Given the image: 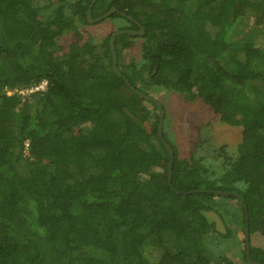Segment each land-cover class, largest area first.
Instances as JSON below:
<instances>
[{
  "label": "trees",
  "instance_id": "obj_1",
  "mask_svg": "<svg viewBox=\"0 0 264 264\" xmlns=\"http://www.w3.org/2000/svg\"><path fill=\"white\" fill-rule=\"evenodd\" d=\"M90 3L0 0V264H236L214 250L223 237L207 213L236 200L251 237L250 215L264 210V0L93 5L92 19L115 9L117 31H144L114 40L117 69L134 88L174 92L241 129L236 157L222 154L216 174L179 159L162 127L170 183L166 167L156 169L169 161L157 108L115 74L112 33L59 44L90 25ZM43 80L46 90L24 101L7 95ZM255 250L252 261L264 264Z\"/></svg>",
  "mask_w": 264,
  "mask_h": 264
},
{
  "label": "rangeland",
  "instance_id": "obj_2",
  "mask_svg": "<svg viewBox=\"0 0 264 264\" xmlns=\"http://www.w3.org/2000/svg\"><path fill=\"white\" fill-rule=\"evenodd\" d=\"M46 5V2H42ZM120 26L116 20L107 18L101 22L88 26L77 27L76 32H69L62 36L59 44L63 47L79 41H85L89 36L95 42L116 32ZM260 25L255 24V18H249V27L256 30ZM264 42V39L262 40ZM136 43L138 40L135 41ZM124 63L129 62L126 46L119 45ZM149 90L148 85L142 86ZM151 98L159 102L164 108V131L168 141L175 147L179 159L193 157L206 164L210 173L221 172L222 154L236 157L237 146L241 141V129L219 122L218 117L211 110L199 102H187L181 95L165 89L155 87L150 91ZM13 96L14 94H7ZM146 129H149L146 126ZM77 131V129H75ZM167 162L158 161L156 169L162 170ZM216 211L207 213V219L213 226V233L221 234L222 243L215 245L214 250L236 264H247L242 260V250L245 249L244 235L241 226V208L234 199L221 198L216 200ZM253 234L249 236L250 246L255 247L253 254L262 258L264 263V210L250 215ZM250 234V233H249ZM209 241V240H208ZM207 245V244H205ZM208 246V245H207ZM217 254V255H218ZM245 254V253H244Z\"/></svg>",
  "mask_w": 264,
  "mask_h": 264
},
{
  "label": "water",
  "instance_id": "obj_3",
  "mask_svg": "<svg viewBox=\"0 0 264 264\" xmlns=\"http://www.w3.org/2000/svg\"><path fill=\"white\" fill-rule=\"evenodd\" d=\"M95 2H96V0H91V3L89 5L88 11H87L86 18H87V22L89 24L101 22V21L107 19L108 17H110L116 11L115 9H111L110 11L103 14L102 16L95 18V19H92L91 18V10H92V7L95 4ZM123 16L126 17L128 20L133 21V19L129 16H125V15H123ZM143 32H144L143 29L140 28V31H138V32L132 31V30H118V31L112 33V35L110 36V40H109L111 57H112V65H113V70H114L115 74L117 75V77L121 78L124 81V83L126 84V86L129 88V90L131 92L138 95L141 99L147 100V101L153 103L157 108L158 120H159L158 126H157V135L159 138H161L162 144L169 154V161L167 162V166H166V175L168 178V182L170 183V178H171V173H172V165H173V152H172V149L169 146V144L164 139H162V127H163V121H164V111L162 109V106L155 99L151 98L150 96L145 95L144 93H142V92L138 91L136 88H134L129 83V81L121 75V73L117 69V59H116V51H115V45H114L115 37L118 35H121V34H128L130 36H143ZM213 193L216 196H220V197L233 196V197H236L241 202H243V198L241 196L235 194V193H228V192H213ZM243 210H244V215H245V223H244L245 260H246L247 264H260L258 262L252 261V259L250 257L249 223L247 222V216L248 215H247L246 206H243Z\"/></svg>",
  "mask_w": 264,
  "mask_h": 264
},
{
  "label": "built area",
  "instance_id": "obj_4",
  "mask_svg": "<svg viewBox=\"0 0 264 264\" xmlns=\"http://www.w3.org/2000/svg\"><path fill=\"white\" fill-rule=\"evenodd\" d=\"M46 88H47V82L43 80L39 84H33L27 88L14 89V90L8 91L7 94L9 92L10 94L16 93L20 97V99L24 101L27 97L31 96L32 94L45 91Z\"/></svg>",
  "mask_w": 264,
  "mask_h": 264
},
{
  "label": "clouds",
  "instance_id": "obj_5",
  "mask_svg": "<svg viewBox=\"0 0 264 264\" xmlns=\"http://www.w3.org/2000/svg\"><path fill=\"white\" fill-rule=\"evenodd\" d=\"M250 233V232H249ZM250 244V243H249Z\"/></svg>",
  "mask_w": 264,
  "mask_h": 264
}]
</instances>
